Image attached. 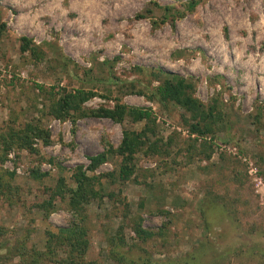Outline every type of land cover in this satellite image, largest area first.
<instances>
[{
  "label": "rangeland",
  "instance_id": "1",
  "mask_svg": "<svg viewBox=\"0 0 264 264\" xmlns=\"http://www.w3.org/2000/svg\"><path fill=\"white\" fill-rule=\"evenodd\" d=\"M190 1L0 0V175L19 187L11 202L0 197V264L19 262L2 245L29 234V245L43 248L48 230L74 220L67 199L40 204L62 180L63 192L75 188L80 166L105 174L101 185L112 194L90 204L88 259L117 264L109 238L123 234L132 257L151 264H264V0H197L192 11ZM167 6L184 16L165 18ZM24 37L39 57L21 51ZM159 70L193 79L206 105L218 101L226 120L215 134L192 132L189 112L153 96ZM79 87L96 93L88 109L118 99L151 108V137L174 139L168 153L139 151L125 182L119 154L89 170L91 156L117 148L126 128L140 131L145 121L42 114L56 92ZM37 118L50 143L6 146L11 129ZM195 140L211 147L191 155ZM136 217L163 236L141 241L129 226Z\"/></svg>",
  "mask_w": 264,
  "mask_h": 264
},
{
  "label": "trees",
  "instance_id": "2",
  "mask_svg": "<svg viewBox=\"0 0 264 264\" xmlns=\"http://www.w3.org/2000/svg\"><path fill=\"white\" fill-rule=\"evenodd\" d=\"M197 5V0H192L188 3V10L192 11ZM175 8L169 6L165 7L167 18L171 13L173 14ZM185 11L176 10V16H184ZM176 18V17H175ZM3 31L0 29V38ZM24 43L21 46L23 53L29 51L34 56L39 57L40 51L31 45V41L26 37L23 38ZM67 65V63H65ZM154 79L159 80L160 83L153 91V96L160 102H174L184 108L190 114V119L186 120L192 132L200 135L215 134L221 124L225 122L223 113L218 108V101L206 105L196 95V84L193 79H188L180 75L161 72L160 70L154 73ZM134 85V84H133ZM135 86V85H134ZM135 88V87H133ZM143 92V91H139ZM59 98L53 99L49 105H45L44 110H41L43 115L53 116L57 118H72L85 115H96L101 117H109L117 122H123L125 119H130L132 122L145 121V126L138 131L132 128L124 130V136L117 148L110 145L108 151L105 150L95 156L90 157V164L88 169L95 171L102 163L108 160V154H119L122 156V163L118 173V179L125 182L130 179L134 172V161L136 154L145 147L149 148V153L162 154L168 153L172 146L174 139L170 137L167 141L153 139L151 136L155 135V116L151 108L141 106H131L123 103L121 100H116L113 107L100 106L97 109H88L84 103L92 99L96 93L92 90H87L84 87L71 89L69 91L63 90L56 92ZM50 132L43 126L41 118L30 121L24 128L11 129L8 137L4 139L6 146L18 148H29L32 151H37L33 147L34 138L44 139L47 143L51 142ZM160 142L162 145H160ZM204 142L201 147L196 148V140L189 144L186 152L206 153L211 145L207 146ZM194 147V148H192ZM6 149V147H5ZM210 154V153H209ZM208 157L210 155H207ZM34 172V177H43L47 173ZM14 173H9L10 179L13 178ZM110 175V174H108ZM8 176V175H7ZM77 186L70 188L68 196L63 192V180L60 182L57 189L51 191V196L43 201L41 207H54V201L57 198L67 199V205L73 211L74 220L66 226H61L57 231L48 230L46 232L47 239L43 248L37 247L35 244L29 245V234L18 241L16 244H4L8 253L6 258L19 257L17 264H98L97 261L87 258V253L91 247L90 230L88 226L89 207L93 201L103 202L104 197H112V194H107L101 185V179L104 175L94 174L87 175L83 167L80 166L75 173ZM100 185L98 188L97 185ZM18 186L9 182L8 179L0 175V197H3L11 202L14 195L18 192ZM126 214V213H125ZM129 215V214H128ZM124 215V217H128ZM129 226L134 230L141 241H147L156 235L163 236L161 230L157 233L154 230L145 229L142 224V217H136L130 222ZM125 225L122 226L124 229ZM4 232L0 228V234ZM120 240L117 242L116 239ZM109 241L113 247V253L117 264H149L146 260H137L130 254V247H124L126 240L123 234L119 237H110ZM126 248V250L117 249ZM152 264H159V262L151 261ZM151 264V263H150Z\"/></svg>",
  "mask_w": 264,
  "mask_h": 264
}]
</instances>
